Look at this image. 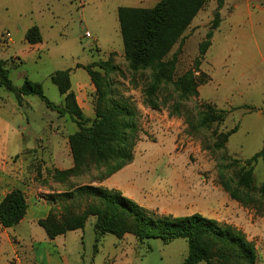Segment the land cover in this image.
<instances>
[{
    "label": "rangeland",
    "instance_id": "1",
    "mask_svg": "<svg viewBox=\"0 0 264 264\" xmlns=\"http://www.w3.org/2000/svg\"><path fill=\"white\" fill-rule=\"evenodd\" d=\"M158 1L0 0V59L7 60L9 78L15 86L21 87L28 77L42 85L51 102L62 106L64 97L51 80L53 73L82 66L73 83H85L91 79L84 66L110 60L115 71L106 73L98 67L94 70L105 76L110 84L107 90L114 99L126 101L139 114L134 161L112 176L117 187L111 189L133 200L144 197L150 203V208H145L157 215L200 213L232 225L255 243L258 264H264V198L250 205L232 200L221 186L217 168L221 156H227L241 161L234 168L239 169L243 161L264 147V0H225L220 27L197 71L200 45L217 8V0H209L186 31L185 39L170 53L168 60L177 54L175 69L169 82L156 94L158 106L153 108L145 102L152 72L135 73L130 69L117 11L122 6L150 8ZM34 25L40 28L43 41L30 45L24 40V33ZM189 72L194 73L198 94L183 97L176 83ZM82 93L86 96L84 114L90 113L93 119L97 90L93 85ZM0 96L7 104L15 100L14 94L4 87ZM23 100L19 103V113L24 115L21 125L27 129L25 135L30 141L37 135L51 136L50 130H41L44 123L60 135V146L62 138L65 140L78 130L69 115L59 117L37 96ZM207 106L226 111L227 119L225 123L197 129L200 112L206 111ZM235 127L238 130L231 135L226 148L215 150V134ZM4 131L8 136L10 132ZM30 164L33 169L34 161L25 163ZM56 170L54 166L47 167L45 178L40 176L32 187L50 192L43 196L51 205L49 214L54 213L58 219L66 209L80 213L92 201L77 192L81 185L108 188L101 183L109 178L94 181V170L92 177L84 174L66 181L56 176ZM254 178L257 193L264 183L263 159L255 166ZM95 222L96 217H90L81 230L82 236L71 239L61 250L62 254H70L71 264L77 260L81 264H184L188 256L185 239L164 243L160 239L140 241L133 235L123 239L125 244L120 248L115 246L118 238L107 235L95 251ZM38 228L45 234L42 227Z\"/></svg>",
    "mask_w": 264,
    "mask_h": 264
},
{
    "label": "trees",
    "instance_id": "2",
    "mask_svg": "<svg viewBox=\"0 0 264 264\" xmlns=\"http://www.w3.org/2000/svg\"><path fill=\"white\" fill-rule=\"evenodd\" d=\"M209 0H160L151 8L122 6L118 8V19L124 43V54L130 69L135 73L150 70L151 80L145 90V102L151 107L158 106L155 97L163 84L171 79L175 69L177 54L170 53L178 42L185 39V33L197 15ZM225 0H217L214 19L205 40L200 45V58L196 60L195 70H199L201 57L212 45L215 31L221 24V9ZM25 40L30 45L42 43L43 38L37 25L28 29ZM82 67V66H78ZM99 69L110 73L116 67L108 61L94 62L84 66L97 90L96 117H87L80 108L76 94L72 91L71 71H57L51 80L64 97L62 105L51 102L44 93L42 85L25 78L21 87L15 86L9 78L7 60L0 59V89L4 87L13 93L18 103L25 96H37L47 108L59 114L69 115L78 130L68 136L74 166L66 171L56 170L59 179L66 181L72 176L84 174L94 181L102 182L133 163L135 147L139 133V114L126 101L114 99L108 91L109 82ZM183 97L189 93L197 95V83L194 73L185 74L176 83ZM227 119V112L207 106L200 112L197 129L210 128L214 123L222 124ZM238 127L216 133L213 148L222 151L226 148L232 134ZM264 160V147L252 158L243 161V166L234 169L241 161L221 156L218 173L221 186L232 200L242 205L260 203L264 198V183L256 193L254 170L257 162ZM226 161H230L228 164ZM233 169V170H232ZM230 170L233 171L230 173ZM77 192L92 198L84 210L76 213L66 209L58 219L54 213L41 220L39 225L53 240L68 232L84 229L90 217H96L95 251L100 241L107 235L122 240L126 235H133L140 241L160 239L164 243L176 239L188 242V256L184 264H258L259 256L256 245L245 233L232 225L221 224L216 219L200 213L186 216L157 215L121 191L102 186L83 184ZM259 195V196H258ZM90 200V199H89ZM28 203L23 191L10 192L0 203V224L4 228L17 226L25 217Z\"/></svg>",
    "mask_w": 264,
    "mask_h": 264
},
{
    "label": "crops",
    "instance_id": "3",
    "mask_svg": "<svg viewBox=\"0 0 264 264\" xmlns=\"http://www.w3.org/2000/svg\"><path fill=\"white\" fill-rule=\"evenodd\" d=\"M28 29H25V35ZM14 43L12 39V44ZM79 69L77 66L71 68V89L76 94L80 108L85 112L83 108L85 107L84 99L86 96L82 92L91 89L93 84L90 80L74 85L73 77H76V72ZM74 72L75 74H73ZM2 99L0 96V127L5 126L4 130L10 133L7 136L4 130H0V146H2L0 148V203L10 192L19 189L26 196L28 210L17 226L4 228L0 224V264H71L70 254H62L61 250L66 248L71 239L80 238L82 229L60 235L53 240L49 239L45 230L44 234L38 227H41L39 222L49 215L51 205L45 200L43 194L50 192L43 190L42 187H32V183H35L40 176L42 180L45 178L46 174L44 173L47 167L54 166L59 171H66L74 166L68 140L69 135L65 140L61 136L63 142L60 146L58 141L60 135H57L50 125L44 123L41 130H50L51 136L41 137L37 135L30 141L25 135L27 129L21 125L24 121V115L19 113V103L15 99L10 100L7 104ZM23 99L27 101L26 96ZM86 116L92 117L90 113ZM27 161H31V163L34 161L33 169L31 164L30 166L25 165ZM101 185L110 189L117 187L112 177ZM141 198V200L134 199V201L150 208V203L145 201L144 197ZM127 237L129 235L123 239ZM123 239H118L115 244L117 248L125 244ZM38 248H42V251ZM75 264H81V262L77 260Z\"/></svg>",
    "mask_w": 264,
    "mask_h": 264
},
{
    "label": "built area",
    "instance_id": "4",
    "mask_svg": "<svg viewBox=\"0 0 264 264\" xmlns=\"http://www.w3.org/2000/svg\"><path fill=\"white\" fill-rule=\"evenodd\" d=\"M86 36H87L88 38H92V35H91L90 33H87Z\"/></svg>",
    "mask_w": 264,
    "mask_h": 264
}]
</instances>
